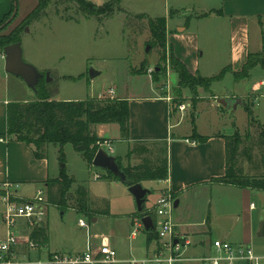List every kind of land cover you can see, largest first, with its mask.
Segmentation results:
<instances>
[{"label":"crops","instance_id":"1","mask_svg":"<svg viewBox=\"0 0 264 264\" xmlns=\"http://www.w3.org/2000/svg\"><path fill=\"white\" fill-rule=\"evenodd\" d=\"M108 1L110 0L105 1V3ZM216 1L212 5L205 3V0H192L194 6L183 4V2L173 3V10L175 11H180L178 8L187 11V9L190 10L193 7L195 13H192V15L179 13L170 17L171 9L169 17L166 14L167 51L168 53L173 52L193 75L199 73L202 76L211 77L220 73L224 68L230 67L231 70L225 74L224 78L226 75L232 78L237 88L232 92L227 90L221 94L214 93L227 98L242 100L249 93L257 94L258 87L264 85V80L259 81L258 84H241L235 81L233 75V71L239 72L243 69L250 54H257L264 50V0ZM37 5V0H18V13L23 9L22 16L24 18L20 21L15 18L6 28V31L11 32L33 12ZM13 6V0H0V22L11 12ZM120 11L130 13L123 9ZM203 13L208 14L196 17V15ZM189 16H191L190 19H188ZM204 24L208 25L204 26ZM226 27L229 34L228 59L226 60V56L222 57L221 61L217 63L218 66L208 72L206 71L207 64L202 66V58L207 53L204 44H211H209V55H211V52L219 47L218 38L223 33L226 35ZM207 36L210 37L211 42H209ZM3 63H5V55L4 50L0 48V190L6 182L18 183L20 185L18 190L22 196L31 197L39 190H43L49 200L50 180L57 179L60 176L62 167L59 160V146L50 144L46 157L38 158L32 145L12 140L9 137L8 104L12 101L36 100L37 94L21 78L7 73ZM171 69L172 67L169 66L167 70L169 76L173 71ZM79 76L72 77L77 79ZM149 76L151 80L150 91L144 94H131L129 91L121 92L117 84L112 87L115 88L117 99H126L129 102V139H122L120 126L117 123H100L93 126L100 138L112 142L113 153L110 154L121 158L123 164L127 159L130 148L135 144L148 146L150 143L168 141V178L141 182L144 188H150L153 182L159 184L154 199L150 201L146 198L144 209L150 212L153 211L162 191L165 188H170L174 192L176 200H178V206L175 207L173 214L176 233L178 236H187L190 239L191 245L187 249L189 256H202L210 253L212 241L218 238L251 245L259 254L264 256V191L213 182L214 178L222 177L226 173L227 134L218 130L206 132L200 128L198 124L199 114L205 107L208 108L207 103L202 100L196 102L194 106L195 115L191 123L186 124L184 114L178 111L179 105H175V98H179V96L162 87L160 82H155L152 75L149 74ZM12 87H14V91H19L18 94L12 93ZM21 91H25V95L22 96ZM108 91L98 95L92 94L91 97L104 96V93L108 96ZM186 92L188 91L183 90L184 98L192 97L187 96ZM200 94V98L207 96L202 92ZM52 99L60 100L54 98L53 94ZM211 106H213V103ZM216 107L218 108L217 105ZM195 131L202 136H208V140L201 142L195 139L193 137ZM83 163L86 171H75L72 167H67V169L69 175L76 181L72 190L74 191L80 185L87 189L93 212L91 214L80 213L73 207L74 203H70L71 206L64 210L49 201L50 207L44 227L25 232L30 235L31 239H37L36 241H38L40 238L34 239L33 233L39 229H46L47 241L44 243L45 248L35 250L22 244L18 247L21 257L42 258L46 248L48 249V255L52 252L80 254L85 251L88 240L87 229L80 227L77 220V227L85 230V232L79 243L70 245L69 240L64 238L65 229L62 226L63 224L53 222V218L50 217V209L53 206L58 209L62 219H65L70 211L73 216L77 215L78 219L86 216L89 218V223H93V225L103 218H120L122 219L121 222L128 221L130 227L126 237L123 234H99L95 229L91 231L90 227V239L94 246L111 244L118 250L119 257L122 260L131 257L142 258L154 252L157 247V240L148 242V230L143 231L147 234L145 249L144 246L137 247L134 243L136 237H131L132 224L137 217L136 213L139 211L134 195L129 191L135 200L136 207L134 211L132 210L129 213L114 212L109 198L104 196L94 198L92 184L89 183V180L82 178L81 173L86 176L87 174L89 176L93 174L96 181L108 182L109 184L115 179H96L94 177L95 172L101 176L106 172L91 167L85 159H83ZM56 190L55 186L53 191L56 192ZM148 190L150 191V189ZM0 198L2 200L1 195ZM3 209L2 200L0 239L5 234ZM151 216L156 229L159 217L153 212ZM198 218L199 220H197Z\"/></svg>","mask_w":264,"mask_h":264},{"label":"rangeland","instance_id":"2","mask_svg":"<svg viewBox=\"0 0 264 264\" xmlns=\"http://www.w3.org/2000/svg\"><path fill=\"white\" fill-rule=\"evenodd\" d=\"M89 1L102 5L107 0ZM177 2L194 6L192 5V0H120L121 9L129 11L133 15L117 10L112 17L99 20L97 17H88L86 13L80 10L79 4L75 0H52L42 16L22 30L21 42L24 50V59L35 65L42 73H49V81L46 77L44 80L49 83L54 98L60 100H84L90 98L92 94L98 95L108 91L110 88L115 87L116 84L121 92L129 91L131 94H144L150 91L151 80L149 74L155 75V73L160 72L159 82L162 87H165L174 95H177L180 90H186L188 91L186 95L192 96L180 102V98H175L178 102L175 103L176 106L183 103L187 106L184 114V122L186 121V124L188 122L191 123L195 115L194 106L196 103L193 100L196 99L197 101H205L208 106L199 114L198 124L203 131L218 130L231 135L237 129L239 130L242 136V143L238 165L243 168L246 175L260 177L264 173L262 165L264 140L261 137L264 126L261 127L260 124L264 125V85L258 87L257 94L249 93L234 108L232 103L228 106H223L218 102V98L226 96L217 95V93L221 94L227 90L232 92L237 88L233 79L227 75L224 79L214 82L208 90L203 87H197L196 93L193 95L191 89H184L179 86V75L175 70L171 69L174 72L171 71L172 74L169 76L168 72L164 74L158 66L161 65L162 68L166 67L168 70L169 66H171L169 54H166L167 50L165 51L164 48L153 46L148 20L149 17L155 18L166 16V14L169 17V11L173 10V6ZM214 2L217 1L205 0L207 4L213 5L215 4ZM178 9L180 11H176L175 14L192 15V13H195L193 7L190 10L187 9V11L182 8ZM22 11L23 9L19 11L16 20L20 21L24 18ZM135 13L144 14L146 17L135 16L139 15ZM206 25L208 24H204V26ZM2 33L8 34L10 32L5 29ZM207 39L211 42L209 36H207ZM217 43H219V47L212 51L211 55H209L211 44H204L205 48H207V53L202 58V66L207 64L206 71L208 72L218 66L217 63L221 61L222 57L226 56V60L228 59L229 34L227 27L226 35L223 33L218 38ZM208 45L209 47H207ZM164 55H167L166 60L163 59ZM133 71H141L143 73H135ZM91 73L93 74L91 75ZM81 74L84 76L77 79L70 78L72 76L78 77ZM261 80H264V68L256 66L251 70L250 78L238 82L250 85V83L258 84ZM200 91L207 96L200 98ZM18 92L17 90L14 91V87H12V93L18 94ZM25 93V91H21L22 96ZM104 94L100 98L109 97L106 93ZM212 103L213 106H211ZM247 103L253 108L254 115L259 120L252 126L244 108V104ZM178 111H180L179 108ZM148 146L151 149V153L137 154L127 158L122 164L124 166L137 165L142 163L146 157L154 161L158 155L164 157L158 151L160 146L152 144ZM64 151L68 168L72 167L75 171L80 172L86 171L83 166L84 158L75 150L71 143L65 144ZM247 151L251 154V157H249ZM96 169L106 172L102 168ZM81 176L92 184V195L94 198L96 196H104L110 199L114 212L129 213L135 210V200L129 192L130 187L122 181L115 180L109 184L108 182L96 181L93 178V174L90 176L87 174L86 176L81 173ZM158 185V182H153L150 188L146 187L150 189V193L146 196L148 200L152 201L154 199ZM1 206L2 200L0 198V210ZM50 217L51 219L53 218V222H61L63 224L62 226L65 229L64 238L69 240L70 245L79 243L83 239L85 230L77 227V215L73 216L69 211L65 219H62L58 209L53 206L50 209ZM83 217L88 222L89 227H91V231L95 229L99 234H123L126 237L130 227L128 221L121 222L122 219L120 218H103L93 225V223H89V218ZM134 243L137 247L144 246L145 249L147 234L143 231L138 233ZM47 256L48 249L46 248L42 259L45 260ZM191 264L200 263L192 262Z\"/></svg>","mask_w":264,"mask_h":264},{"label":"trees","instance_id":"3","mask_svg":"<svg viewBox=\"0 0 264 264\" xmlns=\"http://www.w3.org/2000/svg\"><path fill=\"white\" fill-rule=\"evenodd\" d=\"M37 1L38 5L30 15H28L10 33L3 34L2 31L5 30L18 15V0H13L14 6L11 12L0 22V48L2 50H4V47L9 44L22 41V30L26 26H29L34 20H37L42 16L52 0ZM75 1L79 4L80 10L86 13L88 17H97L99 20H102V18H110L117 10H122L119 0H110L102 5H98L89 0ZM15 9H17L16 15L10 23H7L14 14ZM175 12L176 11L171 10L170 15L174 16ZM207 14L208 13H203L201 15H196V17H202ZM137 16L146 17V15ZM190 18L191 16H189L188 19ZM148 23L152 35L151 41L153 46H159L166 51L167 17H149ZM2 25H4L3 28H1ZM166 54H169V63L172 69L179 75V86L184 89H191L193 95H195L197 87H203L208 90L214 82L222 80L225 74L231 70L230 67H226L220 73L211 77H205L199 73L193 75L187 66L175 56L173 52L168 53L167 51ZM166 56L164 55V60L167 59ZM257 65L264 67V50L257 54H250L243 69L239 72L233 71L235 81L238 82L250 78L251 70ZM158 66L161 68V71L166 74L167 68H162L161 65ZM133 72L143 73L141 71ZM152 76L155 82L160 81V72H157ZM79 77H82V75ZM36 94V100L12 101L8 104V135L12 140L22 141L32 145L35 150V155L38 158L46 157L48 151L47 146L50 144L59 146V160L62 167L60 176L57 179L50 180L49 201L63 209L69 208L71 206L70 203H74L73 207H75L80 213L91 214L93 209L90 204L87 189L80 185L74 191L72 190L73 184L76 181L68 173L67 158L64 151L65 144L71 143L87 163L91 167H94L93 159L98 150L101 149L99 147V142L104 139L97 135L93 126L100 123H117L120 126L122 139H129V102L126 99H111L106 97H90L84 100H53V91L44 78L38 84ZM177 95L181 99H179V102L185 99L183 97V90L177 92ZM175 102H177L176 99ZM193 102L196 103L197 100L194 99ZM244 108L248 114L251 126L257 121L259 122L254 115L253 108H251L248 103L244 104ZM260 124L261 127L264 126L262 123ZM193 137L201 142H205L209 138L208 136L198 134L196 131L194 132ZM261 137L264 140V130L261 133ZM241 143L242 136L238 129L233 134L226 136V173L224 176L214 178L212 181L264 191V173L260 177H252L246 175L243 168L238 165ZM150 144H157V146H160L158 151L164 155V157L158 155L156 156L155 161L146 157L142 163L128 166H124L122 164V159L117 157L119 165L129 179V182L126 183L127 186L130 187L147 180L157 181L168 178V141L166 140ZM147 153H151L149 146L135 144L130 148L127 158L133 157L137 154L141 155ZM247 153L249 157H251V154L248 151ZM262 165L264 167V159ZM101 178L119 180L118 177L114 176L113 173L109 171H106ZM55 186L57 188L56 192L53 191ZM1 193L2 191L0 190V195ZM151 214L152 212L145 209L136 213L139 217ZM148 237L149 243L153 240H158L155 227L152 230H148ZM33 238H40L37 242L45 243L47 241L46 229L36 230L33 233Z\"/></svg>","mask_w":264,"mask_h":264},{"label":"built area","instance_id":"4","mask_svg":"<svg viewBox=\"0 0 264 264\" xmlns=\"http://www.w3.org/2000/svg\"><path fill=\"white\" fill-rule=\"evenodd\" d=\"M264 83V82H263ZM115 88H110L108 98L115 99ZM179 110L185 114L186 104H180ZM184 116V115H183ZM99 147L108 153H113L112 142L104 139ZM96 179L101 178L94 173ZM18 183L6 182L1 186L3 200V223L5 234L0 239V264H264V256L251 245L235 243L224 239H214L212 250L202 256H189L187 249L191 241L187 236H178L173 219L176 196L170 188H165L160 194L153 212L159 217L156 226L158 236L154 252L145 257H131L122 260L118 250L111 244L94 246L90 239V227L84 217L78 219V225L88 232L87 247L83 253L69 254L52 252L44 260L42 258L21 257L18 247L25 244L30 249L41 250L44 243L30 238L25 232L44 227L50 207L49 200L43 190L34 196L24 197L19 193ZM145 217V216H144ZM137 216L132 224L131 237L146 230L143 218ZM155 226V225H154Z\"/></svg>","mask_w":264,"mask_h":264},{"label":"water","instance_id":"5","mask_svg":"<svg viewBox=\"0 0 264 264\" xmlns=\"http://www.w3.org/2000/svg\"><path fill=\"white\" fill-rule=\"evenodd\" d=\"M17 13V9H15L14 14L12 15L10 21L14 18ZM2 25L1 28H3ZM28 30V28H27ZM4 55H5V71L7 73L13 74L16 77L22 78L28 87L36 91L38 84L43 78H47L49 81V73H42L35 65L25 61L24 59V50L22 42H16L9 44L4 47ZM93 73H91L92 75ZM241 99H232L227 97L218 98L219 104L223 106H228L232 103L233 107L236 108L239 103H241ZM93 166L96 168H102L106 171L113 173L114 176L118 177L120 181L123 183H128L129 179L121 168L117 161V157L108 153L104 149H99L93 159ZM130 192L134 195L137 203V207L139 211L144 209V203L146 202V196L150 192L148 189L144 188L142 183H137L130 186ZM178 206V200H176L175 207ZM143 222L146 230L154 229L153 218L151 215H146L143 218Z\"/></svg>","mask_w":264,"mask_h":264}]
</instances>
